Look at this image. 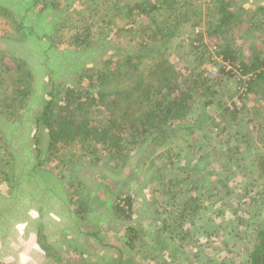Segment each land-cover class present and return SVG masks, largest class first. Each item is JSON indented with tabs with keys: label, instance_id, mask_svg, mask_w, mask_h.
Returning <instances> with one entry per match:
<instances>
[{
	"label": "trees",
	"instance_id": "16d2710c",
	"mask_svg": "<svg viewBox=\"0 0 264 264\" xmlns=\"http://www.w3.org/2000/svg\"><path fill=\"white\" fill-rule=\"evenodd\" d=\"M123 1H115L111 15L121 25L115 22L111 25L116 31L131 35L132 40L126 41L116 53L112 49L111 54L101 58V64L90 63L71 79L66 78L68 81L64 85L52 77L51 70L46 89L39 93L36 108L29 104L37 93L27 60L2 51L1 182L10 183L17 190L24 180L20 173L14 182L17 176L14 173L15 148L25 144L20 140L22 144L18 145L16 139L20 136L16 132L17 126L32 111V131L26 143L35 162L31 173L32 178L43 180L47 188L49 183L68 184L73 196L80 198L85 193L88 198L92 185L88 187L87 176L78 178V165H103L107 172L110 170L118 175L136 161L134 166L138 170L126 169V174L131 173L133 179L143 176L144 180L152 182L153 194L164 195L165 204L175 214L169 224L174 229L166 238L175 247L169 250L167 257L180 259L185 255L182 264H197L195 260L199 258H204L205 264L216 262L215 259L224 264L221 254L216 258H209L207 254L218 243L219 230L227 224L224 227L227 232L234 224L235 228L242 225L252 232V245L241 264H264V183H257L244 163L248 159L246 151L254 150L256 132L255 127L248 128L251 119L248 120L247 114L251 111L258 116L264 94L258 98L263 103L251 108L245 96L264 92V56L246 60L232 42L233 25L242 21L238 19L239 12L233 9L236 0H213L215 4L209 8L212 15L208 25L212 30L208 34L217 37L218 53L230 66H222L215 76L203 65L206 64L204 60L199 59L190 69L175 65L169 58L172 38L191 18H194L191 28L195 34L192 45L195 41L204 45L205 36L196 32V26L201 25V18L196 16L199 8L194 9L189 1L181 0ZM72 2L74 0H16L8 5L7 0H0V15L12 18L13 31L25 40L47 42L49 47L42 53L49 55L57 36L65 28L69 30L70 22H75ZM261 10L264 11V7ZM51 13L53 16L46 21L47 14ZM63 14V19L57 23L55 17ZM174 20L176 24H170ZM85 29L84 33L71 35L74 47L91 50L100 44L99 39L105 40L103 44L112 41L104 36H109L108 30L96 39L93 27L87 25ZM136 32L141 35L139 38ZM228 34L230 37L223 38ZM231 77H237L242 83L239 89L247 85V90L239 95L241 100H217L218 87ZM257 128L263 143L264 126ZM147 145L151 149L148 153L144 148ZM138 151L142 154L136 158ZM250 165L264 173V154L262 158H254ZM70 172L78 175V180L68 182L67 179L72 178ZM99 176L105 178V175ZM127 180H123L125 188H113L115 199H108L106 203L113 217L124 220L132 218L137 200V195L127 188ZM243 180L247 183L246 200L232 185V181L240 185ZM255 184H259V191H254ZM102 186L109 189L105 183ZM232 194L238 199L237 203L230 201ZM83 204L81 200L79 210ZM68 209L71 211L70 206ZM229 213L231 217L226 223L225 216ZM213 215L221 217L222 221L214 222ZM258 216L261 222L256 221ZM125 231L127 235L133 233L129 240H141L139 228L128 225Z\"/></svg>",
	"mask_w": 264,
	"mask_h": 264
},
{
	"label": "rangeland",
	"instance_id": "374dc122",
	"mask_svg": "<svg viewBox=\"0 0 264 264\" xmlns=\"http://www.w3.org/2000/svg\"><path fill=\"white\" fill-rule=\"evenodd\" d=\"M15 1L7 0V3L9 5ZM115 1L117 0H74L71 8L75 12L73 14V19L76 18L75 22H70L67 27L69 30L65 28L61 35L57 36L56 45L53 48L50 47L52 50L49 55L42 53L49 47L47 42H29L27 38L25 40L22 35L13 31L12 18L7 19L0 15V56L3 57V52L15 53L27 60L34 75L35 92L37 93L29 100L32 108L39 106V93L44 88L46 89L51 70L52 77L64 85L82 68L90 63L101 64V58L111 54L112 49L116 53L117 49L126 45V41L132 40L131 35L122 34L123 31H116L111 25L112 22H115L117 26L121 25L116 18L111 17ZM181 1H189L194 9L199 8L197 10L199 14L196 16L201 18V25L196 27L205 36V42L203 45L200 41H195L193 48L192 40L195 38V34L191 24L194 22V18H191L172 38L169 58L175 65L189 66L190 69H192L193 63L197 64L199 59L204 60L206 64L203 65L209 67L211 74L215 76L214 70L218 71L222 66L228 64L218 53L220 42L217 37L208 34L212 30L208 25L212 15L209 8L215 2L213 0ZM262 7H264V0H236L233 8L239 12L238 19L242 21L233 25L231 34L234 41L232 42L246 60L264 56V11L261 10ZM52 16V13L47 14L46 21L50 20ZM63 17L64 14L59 15L55 17V20L60 23L59 21ZM70 21L72 20L70 19ZM41 23L48 24L45 21H41ZM170 24L175 25L176 21L174 20ZM87 25L91 29L93 27L96 39H99V34L102 32L104 34L108 30L109 36L107 34L104 36L112 41L103 44L105 40L99 39L100 44L91 50L74 47L71 35H76V32L84 33ZM136 35L138 38L141 36L138 32ZM227 37H230V34L223 38ZM240 84L242 83H239L237 77L228 78L224 85L218 87L219 92L216 99H222L225 102L241 100L239 97L241 94ZM262 94L264 92L258 95L247 94L245 96L247 106L250 108L253 105L260 106L263 102L258 98L262 97ZM2 96L5 97V94L3 93ZM1 103L2 101H0V105H2ZM263 105L264 103L260 107L261 111L257 117L251 111L247 114L248 120L251 119L248 128L255 127L256 132L254 133L255 144L252 146L254 150H247L248 159L244 160V163L247 164L245 166L252 171L259 184L264 183V173L256 171L254 165L250 164L254 158H262L264 154V142L261 143L259 140L260 134L257 128L261 125L264 126ZM31 114L32 111L27 113L24 122L17 126L16 132L20 136L19 140L16 139L18 145L22 144L20 140L25 144L22 148H15L17 164L14 173L17 176L14 182H17L20 173L24 180L18 185L17 190H14L10 183L0 180V264H182L183 259L186 258L185 255H182L180 259L166 256L169 250L175 246H171L173 242L166 239L174 229L169 225L174 213H171L172 210L165 204V196L154 195L152 191L154 184L144 180L145 177L140 176L133 179V177L130 178L131 173L126 174V169L129 171L138 170L134 166L136 161L131 164L130 168L126 166L123 173L118 175L110 170L107 172L103 165L95 166L85 163L78 165L77 173L80 176L70 172L72 178L67 181H72L77 176L78 178L87 176L88 187L92 185V192L88 198L85 193L81 194L80 198L73 196V191L68 184L59 186L49 183L47 188L43 180L37 179L36 175V178H32L31 169L35 162L32 151L26 144L30 138L28 135L32 131ZM246 129L244 130L246 131ZM144 148L147 153L151 150L148 145ZM142 151L144 152V150ZM255 151H259V153ZM140 154L142 153L137 154L136 158ZM27 172L31 174L29 175ZM99 175H105V178L101 179ZM124 179H128L127 188L131 190L130 193L137 195V200L134 203L135 212L130 220L113 217V211L109 206H106L108 199H115L112 195L113 188L119 190L124 187ZM102 183L109 185V189L102 186ZM247 183H249V179H247ZM247 183L243 180L242 184L237 185L232 181L235 192L240 195L246 194ZM259 184L253 186L254 191H259L260 188L257 187ZM50 188L53 190H48ZM235 194L230 197V201L233 203L238 201ZM244 197L246 200V195ZM81 200L84 201V204L79 210ZM161 200L163 201L161 202ZM230 217L231 213L225 216L226 223ZM212 218L216 223L222 221L221 217L215 215ZM164 220L168 223L167 225ZM256 221L261 222V216H258ZM128 225L139 228L138 234L141 240H129L133 233L126 234L125 227ZM226 225L219 230L220 236L216 238L218 243L213 245L207 256L216 258L221 254L224 264H241L246 259V250L252 245L251 229L242 225L240 228H235V225L231 224V227L226 230L227 232H224ZM163 242L165 243L163 244ZM164 245L165 248H163ZM162 251H166V253ZM215 260L216 262L206 264H220V260ZM195 263L205 264V259L199 258L195 260Z\"/></svg>",
	"mask_w": 264,
	"mask_h": 264
},
{
	"label": "built area",
	"instance_id": "2783aa9c",
	"mask_svg": "<svg viewBox=\"0 0 264 264\" xmlns=\"http://www.w3.org/2000/svg\"><path fill=\"white\" fill-rule=\"evenodd\" d=\"M196 32H201V30L199 28L196 29ZM221 56V55H220ZM222 59H223V56H221ZM227 67H230L228 66V64H226ZM217 70H214L213 73L216 74ZM244 80H248L246 77H244ZM247 90V85L244 84V86L242 87V89H240L241 93L246 91Z\"/></svg>",
	"mask_w": 264,
	"mask_h": 264
}]
</instances>
